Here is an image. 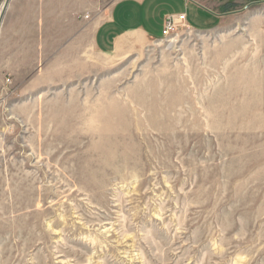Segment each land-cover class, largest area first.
Here are the masks:
<instances>
[{
  "label": "rangeland",
  "instance_id": "374dc122",
  "mask_svg": "<svg viewBox=\"0 0 264 264\" xmlns=\"http://www.w3.org/2000/svg\"><path fill=\"white\" fill-rule=\"evenodd\" d=\"M115 1L0 0V264H264V0L103 55Z\"/></svg>",
  "mask_w": 264,
  "mask_h": 264
},
{
  "label": "crops",
  "instance_id": "0c3cea01",
  "mask_svg": "<svg viewBox=\"0 0 264 264\" xmlns=\"http://www.w3.org/2000/svg\"><path fill=\"white\" fill-rule=\"evenodd\" d=\"M184 1L185 11L172 14L184 13L185 24L189 28L204 29L213 26L217 16L211 5H207L212 0ZM227 2L229 0L225 4ZM166 5H168L167 0H116L109 12L106 13L104 21L96 28L94 35L95 48L103 55H115L124 50H133L146 44L148 39L152 38L146 26L148 18L155 9L160 8L162 11L163 8H166ZM224 5L223 7H225ZM189 10H192V12H189ZM166 15L164 14V17ZM162 27L163 25L161 30ZM158 37H160V34Z\"/></svg>",
  "mask_w": 264,
  "mask_h": 264
},
{
  "label": "built area",
  "instance_id": "2783aa9c",
  "mask_svg": "<svg viewBox=\"0 0 264 264\" xmlns=\"http://www.w3.org/2000/svg\"><path fill=\"white\" fill-rule=\"evenodd\" d=\"M179 26H186L185 24V14L181 13V14H169L166 15L163 19V27L161 30V34L160 37L161 39H167L169 38L171 35H173L177 28Z\"/></svg>",
  "mask_w": 264,
  "mask_h": 264
},
{
  "label": "trees",
  "instance_id": "16d2710c",
  "mask_svg": "<svg viewBox=\"0 0 264 264\" xmlns=\"http://www.w3.org/2000/svg\"><path fill=\"white\" fill-rule=\"evenodd\" d=\"M231 0H229V2H230ZM229 2H227L226 4H225V6L229 3Z\"/></svg>",
  "mask_w": 264,
  "mask_h": 264
}]
</instances>
